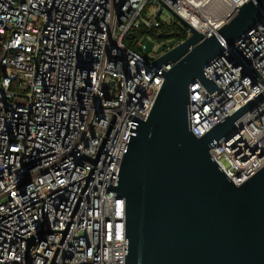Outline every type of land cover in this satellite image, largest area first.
I'll list each match as a JSON object with an SVG mask.
<instances>
[{"label":"built area","instance_id":"1","mask_svg":"<svg viewBox=\"0 0 264 264\" xmlns=\"http://www.w3.org/2000/svg\"><path fill=\"white\" fill-rule=\"evenodd\" d=\"M248 1L0 0V264H125L113 189L131 121L148 118L171 67L152 64L171 39L135 30L176 21L187 38L177 15L209 37ZM233 50L203 70L213 91L190 85L187 114L200 137L254 101L209 150L238 186L264 167V18Z\"/></svg>","mask_w":264,"mask_h":264},{"label":"water","instance_id":"2","mask_svg":"<svg viewBox=\"0 0 264 264\" xmlns=\"http://www.w3.org/2000/svg\"><path fill=\"white\" fill-rule=\"evenodd\" d=\"M174 16L190 35L156 49L170 48L152 64L171 67L148 118L131 121L113 189L124 200L125 264H264V167L237 186L209 154L213 141L237 131L235 120L254 101L200 137L189 130L187 114L190 85L216 88L204 68L225 48L233 58L236 41L263 21L264 0L244 3L209 37ZM141 43L143 54L151 51L153 42ZM39 239L29 238L27 248Z\"/></svg>","mask_w":264,"mask_h":264},{"label":"trees","instance_id":"3","mask_svg":"<svg viewBox=\"0 0 264 264\" xmlns=\"http://www.w3.org/2000/svg\"><path fill=\"white\" fill-rule=\"evenodd\" d=\"M143 30V29H142ZM161 32V33H160ZM160 33V34H158ZM148 34L157 42H162L167 39H175L176 41H183L186 39V33L184 27H181L178 22L171 23L170 26L161 25L157 29H154L151 32L141 31L140 29L135 30V40L139 39L143 35ZM172 34L173 36L170 38H164L165 35ZM128 43V41H127ZM130 44V43H129ZM135 47V44H130Z\"/></svg>","mask_w":264,"mask_h":264},{"label":"rangeland","instance_id":"4","mask_svg":"<svg viewBox=\"0 0 264 264\" xmlns=\"http://www.w3.org/2000/svg\"><path fill=\"white\" fill-rule=\"evenodd\" d=\"M161 20L162 21H165V15H161ZM154 51V50H153ZM151 56H153V57H157L158 55L157 54H155V53H151Z\"/></svg>","mask_w":264,"mask_h":264}]
</instances>
